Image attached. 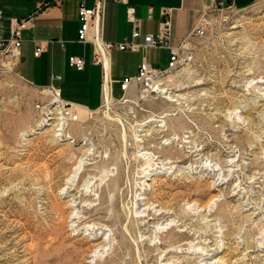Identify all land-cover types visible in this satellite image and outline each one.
<instances>
[{"label": "rangeland", "instance_id": "374dc122", "mask_svg": "<svg viewBox=\"0 0 264 264\" xmlns=\"http://www.w3.org/2000/svg\"><path fill=\"white\" fill-rule=\"evenodd\" d=\"M200 18L76 121L0 45V264H264V0Z\"/></svg>", "mask_w": 264, "mask_h": 264}, {"label": "crops", "instance_id": "0c3cea01", "mask_svg": "<svg viewBox=\"0 0 264 264\" xmlns=\"http://www.w3.org/2000/svg\"><path fill=\"white\" fill-rule=\"evenodd\" d=\"M94 0H0V39H8L14 23L25 20L21 30L19 54L16 56V70L29 83L40 87H54L63 100L74 103L81 110H93L102 103L101 68L92 62L93 46L90 41L79 42L77 29L80 25L78 8L81 4L91 7ZM105 0L100 19V35L104 41H121L129 37L132 30L126 9L134 8L139 19L140 38L155 34L159 23L170 20V43L176 46L194 28L201 14L215 7L235 0ZM247 4L251 0H236ZM165 10L166 13L162 14ZM92 32H90L91 36ZM37 45L43 47L34 55ZM81 46L82 51L74 46ZM170 51L166 48H140L138 51L113 49L108 55V71L113 85L126 75H135L138 65L146 61L152 67H161V57ZM70 55L81 56L84 67L77 70L68 62ZM63 62L72 71L63 70ZM75 73L73 75V72ZM73 75V76H72ZM64 80V81H63ZM111 92V91H110ZM112 94V93H111Z\"/></svg>", "mask_w": 264, "mask_h": 264}, {"label": "built area", "instance_id": "2783aa9c", "mask_svg": "<svg viewBox=\"0 0 264 264\" xmlns=\"http://www.w3.org/2000/svg\"><path fill=\"white\" fill-rule=\"evenodd\" d=\"M124 1L125 0H118ZM105 0H94L91 7L84 6L81 4L78 8V19L80 25L77 29V40L79 42L90 41L93 46L92 62L98 64L101 68V87L103 88L104 83L109 85V89L112 93L111 83L114 81L108 71V55L113 49L116 50H130L138 51L140 48H166L170 51L167 65L164 69L152 67L146 61H142L138 65L137 73L135 75H126L121 77L118 82L119 90L122 94L129 92L133 86L142 82L146 84L154 83L159 75L167 72L168 70L177 67L180 61H184L187 56L188 42L187 38L202 37L204 34V26L206 20L200 18L194 28L189 32L187 38H184L182 42L176 46H172L170 43V20L169 18L163 19L159 23L158 31L155 34H145L143 40L140 41V29L139 19L135 15L134 8L128 6L126 9L127 19L131 22L132 30L129 37L123 38L121 41H104L100 35V19L104 7ZM219 6L222 5L221 1H218ZM166 11L163 10L162 14ZM2 12L0 10V17ZM25 20H19L14 23L11 30V35L8 39H0V45L10 48L11 55L16 57L19 54V47L21 42V30L25 27ZM90 32H92L90 36ZM43 47L37 45L34 51V55H38L42 51ZM69 64L77 70H81L84 67V59L81 56L70 55L68 57ZM50 90L55 93L58 97L59 90L50 86ZM61 108L63 116L70 121H76L78 119V111L74 110L72 103L63 100L61 97Z\"/></svg>", "mask_w": 264, "mask_h": 264}, {"label": "bare ground", "instance_id": "6f19581e", "mask_svg": "<svg viewBox=\"0 0 264 264\" xmlns=\"http://www.w3.org/2000/svg\"><path fill=\"white\" fill-rule=\"evenodd\" d=\"M158 84H160V83H158ZM153 86H155V85H153ZM110 89H109V85L108 84H106V83H104V85H103V88H102V106H104V107H107V106H109V104H110V102H111V96H110ZM52 102L53 103H56V102H58L59 103V105L61 104V99H60V97H58L55 93H54V98H53V100H52ZM61 106V105H60ZM72 108L74 109V110H77V108H74L75 106H77V105H75L74 103H72ZM78 111V110H77ZM61 114H63V112L61 111L60 112ZM63 116V115H62ZM78 116H79V113H78ZM64 117V116H63ZM64 118H66V117H64ZM148 120H153L152 118H148ZM58 124V123H57ZM145 147V146H144ZM136 157V156H135ZM73 185V184H72ZM68 191V190H67ZM101 198H102V196H101ZM169 205V204H168ZM113 206V205H112ZM89 211V210H88ZM107 212V211H106ZM115 213V212H114ZM183 213L185 214V215H187V211H183ZM150 214V213H149ZM151 217V216H150ZM155 217V216H154ZM178 217V216H177ZM61 218H62V213H61ZM228 219V218H227ZM171 222V221H170ZM95 245V244H94ZM197 249V248H196ZM160 257V256H159Z\"/></svg>", "mask_w": 264, "mask_h": 264}]
</instances>
